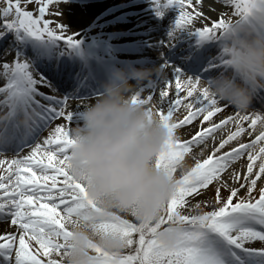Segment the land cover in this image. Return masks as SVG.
Returning <instances> with one entry per match:
<instances>
[{"label": "snow or ice", "instance_id": "obj_1", "mask_svg": "<svg viewBox=\"0 0 264 264\" xmlns=\"http://www.w3.org/2000/svg\"><path fill=\"white\" fill-rule=\"evenodd\" d=\"M54 2L67 3V0H36L40 6L38 16L34 17L31 11L22 8L21 0H15L14 5L9 0L3 16L7 18L14 7L15 19L5 20L0 36L14 32L18 38L27 36L46 45L58 46L57 50L61 41L66 50L78 49L79 39H74L73 35H58L49 27L50 21L44 19L49 5ZM198 2L168 0L167 4H160L153 0L157 16H163L168 8L179 9L170 38H174L177 31H187L197 37V45L206 42L216 45L217 54L204 69L207 75L187 76L165 62L161 67L170 70L174 77V96L167 90L172 87V80H167V88L159 92L158 101L153 94L146 99L141 95L133 98L134 102H144L172 130L175 139L166 157L157 161V167L173 165L179 186L158 224H140L122 217L104 221L101 227L119 234L126 243L127 252L118 258L106 256L101 264H264V116L249 117L237 112L219 122L213 120L229 105L211 97L201 81L210 82L216 71L226 67L223 37L227 20L218 17L211 26L193 32L188 27L193 19H204L203 13L196 12L193 7ZM231 4L236 14L235 0H231ZM186 7L192 11H185ZM58 28L61 33L66 31L63 24ZM21 56L17 53L13 64H3L7 84L0 87L4 95L0 109L6 108L7 112L0 118V149H22L52 121L63 118L74 122V114L80 111L65 112L64 106L70 96L58 98L38 91L37 85L53 92L57 88L45 72L41 71L40 79H35L30 70L32 61L26 58L21 61ZM99 92L92 90L79 98L91 99ZM71 97L77 98V95ZM180 111L185 114L174 120V114ZM194 123L197 130L184 139L180 133ZM229 124L236 126L234 131L228 128ZM225 132L227 135H223ZM218 133L221 135L217 141ZM245 133L251 139L247 143L239 142ZM209 140L213 141L211 151L202 158ZM234 141L235 146H230ZM72 145L70 129L56 125L42 143L32 147L30 155L10 162L0 160V166L7 163V174L0 173V217L10 218L11 224L20 230L18 241L10 233L0 235V264H61L65 241L70 235L66 222L81 210L94 207L86 199L85 186L74 181L66 167ZM196 148L200 151L196 152ZM189 155L194 161L191 165L186 160ZM245 156L246 171L233 169V164ZM214 184L211 211L202 208V204L209 203L207 200L191 203L204 196ZM224 191L227 196L222 195ZM186 207L191 214H184ZM169 224L180 228L175 242L166 245L157 238V232ZM255 242H260V246H255Z\"/></svg>", "mask_w": 264, "mask_h": 264}, {"label": "clouds", "instance_id": "obj_2", "mask_svg": "<svg viewBox=\"0 0 264 264\" xmlns=\"http://www.w3.org/2000/svg\"><path fill=\"white\" fill-rule=\"evenodd\" d=\"M237 13L227 20L223 47L226 67L204 81L209 95L238 112H247L255 94L264 90V0H235ZM158 67L132 63L113 66L100 92L79 111L70 129L73 145L66 167L82 183L91 205L66 222L61 264H101L121 256L124 239L101 224L113 217H132L158 224L178 188L173 165L157 167L175 139L153 110L134 102L163 75ZM264 129V125H262ZM179 225H164L157 238L175 242ZM99 250V253L97 252Z\"/></svg>", "mask_w": 264, "mask_h": 264}, {"label": "rangeland", "instance_id": "obj_3", "mask_svg": "<svg viewBox=\"0 0 264 264\" xmlns=\"http://www.w3.org/2000/svg\"><path fill=\"white\" fill-rule=\"evenodd\" d=\"M86 0H67V3H52L49 5L48 8V12L46 13L44 19L47 21H50V25L49 27L54 29L56 31V33L58 35H73L74 39H79L80 41V45L79 48L76 50H71L68 49L66 50L63 41L60 42V48L59 50H57L58 46L55 45H46L45 42L42 41H38L35 40L34 38L31 37H23V38H18L17 35L14 32H8L3 36H0V56H2V54L7 51V53H10L9 57L7 59H5L3 61V63H1L0 65V76L3 75V64L7 63L9 65L13 64L16 60V54L19 53L20 55H22L20 57L21 61H23L25 58L27 60L30 61H36L38 62L39 65H42L41 68L40 67V73L41 71L45 72L49 79H51L53 81V83L55 84L54 80L56 79L57 82V86H56V91L53 92L52 89L50 90H45L47 91L46 95H56L58 98H63V96H67V94L70 93H78L83 87L78 86L75 89H71L69 83L67 85V81H69L71 78L72 79H84L86 76V72L84 71V67L83 69L78 68V65H80L81 63L84 64L85 66H88V62L89 59H87V54L91 55V58L94 62L98 63L100 66H102L105 70L108 71V73H110V70L112 69L113 66H117V65H121L123 63L129 62V63H137V62H142L147 60L148 58H153V59H159L160 56H162V54H160L158 52V46L159 45H164V46H170V44H172L171 42H168V40L166 41H161V34L162 32H160V30H157L156 28V24L155 22H150L147 25H140L137 30H136V36H134L131 39H128L126 41H122V42H109V37L115 33H117L118 31L113 29L111 31H108L104 28V20H100V18H96V16L100 17L101 15H96L94 17V15L92 14H87L86 10H85V4H83ZM88 1H94V0H88ZM102 2L105 3H109L110 5H123V1H125L127 3L130 2H138L141 0H101ZM199 1H205V0H199ZM208 1V7L209 8H216V6L218 5L216 0H207ZM222 1V0H220ZM12 4H15V0H11ZM153 0H146V3L144 5V7L146 8L150 3H152ZM158 2L160 4H166L168 2V0H158ZM9 0H0V32L4 31V28L2 27L3 23L5 22V20L7 19L8 21L14 20L15 19V11H14V7L12 9V11L10 12L9 16L7 18H5L3 16V9L5 7L8 6ZM24 4V6L22 5ZM30 4V5H29ZM33 4V5H31ZM36 0H32L31 3H27L26 0L21 1V6L24 10L26 11H31L33 13V16L36 17L38 16V10L35 9V5H36ZM38 6H40L38 4ZM194 9L196 12H200L197 9V3L193 5ZM187 8V7H186ZM39 9V7H38ZM144 10V9H143ZM170 13L167 15L168 20L171 22H174V20H176V18L178 17L177 12L179 11V9H175V8H170L169 9ZM189 11V9H188ZM192 11V9L190 10ZM234 12L235 9H231L228 11V13H226L225 11L219 12L218 13V17H223L225 20H229L234 18ZM57 13H60L59 15H57ZM203 15H205V13H203ZM116 17L112 18L115 19ZM196 22L192 23L191 25H188L189 28L192 29V31L194 32L197 28H202V26L204 25H195ZM63 24L66 26V31L64 33H61L58 25ZM140 22L137 21L134 23L133 28H136L137 25H139ZM212 23H206V27L211 26ZM172 28H169L166 33H170L172 31ZM152 32H157L155 34H152ZM186 33V35L184 37H182V40L188 39L189 36H193L190 35L187 31H184ZM78 34V35H74V34ZM83 43H86L88 46L91 43L93 46H95V51L92 52L91 49L88 53H84L83 54V60L80 58L81 55L78 53L79 49L82 47L81 45ZM138 44L140 45L144 50L141 52H138L136 55L133 56H127V55H120L117 53L119 49H121V47L126 46L128 44ZM28 46H34L37 47V50H30L27 51V47ZM11 50V52H10ZM77 54L76 56H74L76 63H75V69L74 66L71 68V70L68 73V76L66 77H60L57 76L58 74L62 76L64 69H61V72H56L54 70H50L48 69V66L46 63H49L47 61V57H49V53L51 52H55L56 54H62L65 52V54L68 57L70 56V53L74 52ZM132 58V59H131ZM131 59V61H130ZM72 62V61H71ZM81 64V65H82ZM93 74L90 73V76H92ZM68 78V80L66 79ZM202 83V81H201ZM0 87H5V85L0 84ZM51 93H50V92ZM147 93L144 91L143 92V99H145L147 97ZM170 96H174V90L172 91V93L170 94ZM87 101V99H82ZM167 101H165V105H166ZM185 114L183 111L178 112V114H174L173 119L175 120L176 118L182 117V115ZM61 119V118H59ZM51 128L49 129H44L43 131L40 132V139L41 141L39 143H42L44 141V139H46L50 133H51ZM239 142H244L247 143V141H245L244 139H242V137L239 138ZM236 142H232V145L230 146H235ZM31 145V144H30ZM29 146V145H28ZM229 146V147H230ZM225 150H228V147H226ZM211 150H209V148L205 151V155L202 158H206V156L208 155V153ZM186 160L188 162L189 165L193 164L194 161L191 159V156H187ZM10 162V161H7ZM259 163V162H257ZM7 168V163H5L4 165L0 166V173H4L7 174L5 172V169ZM14 171V169H13ZM232 171V170H231ZM236 171L238 172H244L246 171V167L245 166H241L239 167ZM227 178V176H226ZM214 189H215V184L213 186H210L209 189L205 192L204 196H200L197 197L195 199H193L191 201L192 204H195L199 201H204L207 200L209 203L205 206L202 204V208L204 211H211L213 208V204H212V198H213V193H214ZM223 196H227L228 193L226 191H224L222 193ZM184 214H191L188 211V208L186 207L184 210ZM3 218L6 219V225H7V230H14L16 231V235L15 237H17V241H18V237L20 235V230L17 226H13L11 224V220L10 218L6 217V216H2ZM126 219L131 220L132 222H135L134 218L132 217H125ZM5 228H1V230H3ZM13 233V231L11 232ZM8 234V232H7ZM6 234V236H7ZM255 246H260V242H255ZM36 246L34 245L33 242V248H35ZM125 252H127V250H125Z\"/></svg>", "mask_w": 264, "mask_h": 264}, {"label": "bare ground", "instance_id": "obj_4", "mask_svg": "<svg viewBox=\"0 0 264 264\" xmlns=\"http://www.w3.org/2000/svg\"><path fill=\"white\" fill-rule=\"evenodd\" d=\"M23 1V0H21ZM148 1V0H147ZM217 2V6L216 8H209L208 7V1H199L197 3V9L201 12V13H205V15H203L204 19H193V23H195V25H203L202 27H206V23H213L216 22L218 19V13L225 11L226 13H228L229 10L233 9L234 7L231 4V0H216ZM126 2L123 1V5L119 6V5H110L109 3H105L102 2L101 0H94L92 1H88L86 0L83 4H85V10L86 13L92 14L94 15V17L96 15H101L100 17L96 16V18H100V20H104V28L108 31H111L113 29L117 30L118 32L111 35L109 37V42H122V41H126L128 39L133 38L134 36H136V30L138 28H140V25H147L150 22H158L157 28L161 29L160 32H166L169 28H174L175 23L171 22L168 20L167 15L170 13L169 9H166L163 16H157L155 14V10H154V4L153 2L150 3L146 8L144 7V3H146V0H141L138 2H130L125 4ZM168 3V2H167ZM24 6V4H22ZM30 5V4H29ZM33 5V4H31ZM37 5V4H36ZM145 9V10H143ZM189 8H185V11H188ZM190 11V10H189ZM177 14L179 15V11L177 12ZM116 17L115 19L112 20V18ZM178 18V17H177ZM139 21L140 24L137 25L136 28H133V25L135 22ZM175 21V20H174ZM185 35V33L179 32L177 31L176 36L174 38H170L169 34H164L161 36V40H174L176 41V45L172 46L170 49L168 47H161L160 51L163 54V56L159 59L156 60H151L148 62H143L141 64H134L136 66H145V67H158L161 66L162 64H164L165 62L171 66H173V63H176L180 68H184V64L183 62L185 60L189 61L190 64L194 63L195 61H197L200 64H207L208 63V57L206 56H211V58H213L216 54H217V49H216V45L213 42H206V47L204 46H199L197 45V43L195 41H193L192 38H189L187 41H181L178 42V39H181L183 36ZM83 48V52L81 53V55L85 52V51H91L94 52L95 51V46H93L91 43L89 44V46L86 43H83L82 45ZM183 47H185L183 49ZM196 48L202 49L205 52H208L207 55H205V53H203L202 51L196 56V58L194 60H192L191 55L194 53V50ZM30 50H37V47L34 46H28L27 47V51ZM144 49L138 45V44H128L126 46L121 47V49L118 50V54L120 55H127V56H133L136 55L138 52L143 51ZM11 52V50H10ZM10 53H7V51L4 52V54L2 56H0V65L1 63H3V61L5 59H7L10 55ZM47 61L49 63H46L48 66V69L50 70H54L56 72H61V69H64V73H66L69 69L71 65H75L76 60L71 61H67L66 60V54L65 52L62 54H56L55 52H51L49 53V57H47ZM129 62L123 63L121 65H126ZM91 72L94 75V78L90 79H78L77 81L75 79H70L69 82L71 83V86L76 87L79 84H84L85 87L87 88V90L85 91L86 93L92 90H100V85L101 83L107 78L108 76V71L105 70L102 66H100L98 63L94 62L92 59L89 61L88 64ZM175 68V67H174ZM32 72V75L35 79L39 80L40 79V75L37 73V71H39V68L37 66V64L33 65V68L30 69ZM181 71V70H180ZM182 72V71H181ZM64 75V74H62ZM57 76H61V75H57ZM66 77V76H65ZM194 77V76H192ZM167 80H172V87L171 88H167L165 81ZM0 84L5 85L7 84V78L2 75L0 76ZM56 85V84H55ZM38 91L44 92L45 94L47 93V91L45 90H50V88H45L42 87L40 85H37ZM169 91V94L172 93V91L175 88V80L174 77L172 76V73L170 70H164L163 71V75L161 77H158L156 79L155 84H153L152 86L148 87L145 92L149 95V94H153L154 95V99H156L157 101L159 100V92L163 89H166ZM50 92V91H49ZM51 93V92H50ZM77 95V98H72L71 96H75ZM70 94L69 100L67 101V105L64 106V110L67 113L68 111H72L74 109H79L81 110V108L88 103L90 100L89 99L87 101H83L82 99L79 98V96L81 95V93L79 94ZM186 95V93H185ZM141 98H143V93L141 94ZM4 99V95L2 93H0V101H2ZM37 99H40L39 97H37ZM146 99V98H145ZM165 101H167V98L165 99ZM41 103H44L43 100H41ZM253 107V108H252ZM250 109L247 112H239L241 115H248L249 117H255L256 115H261L264 116V90L262 91H258L253 100L252 103L250 105ZM7 109L3 108L0 109V118H2L3 116L6 115ZM238 111L235 110L233 107L229 106L227 107V110L217 114L215 117H213V120L216 122H219L221 119L226 118L229 115H235ZM78 114L79 112H77L76 114H74V122H68L66 120H64L63 118L61 119H57L52 121V128L50 129L51 132L53 131L54 127L56 125H64L66 126L68 129H71L74 124L75 121L78 118ZM246 128L248 126V122H245L244 125ZM235 125L234 124H229L228 128L231 130H235ZM257 132L259 131L260 128V124L258 122L257 124ZM197 130V124L194 123L192 126L187 127L183 132L180 133V135L184 138L187 139V136L189 133L195 132ZM221 134H217V141L219 140ZM223 135H227V132L223 133ZM242 139H244L245 141L249 142V140L251 139V137H249L247 135V133L243 134ZM39 143V142H37ZM213 145V141L209 140L208 142V148L209 150H211ZM32 151V147L31 148H24V149H20V148H15V147H11V148H7V149H0V160H4V161H11L13 159H17V158H22L24 156H28L30 155ZM196 152H199L200 149L196 148L195 149ZM205 155V153H204ZM247 165V159L246 156L242 157L239 161L235 162L232 166L233 169L237 170L239 167L241 166H245ZM232 169H230L229 171H231ZM6 219L3 217H0V235H5L10 233L13 236L16 235V231L14 230H7V225H6ZM1 228H5L3 230H1ZM13 231V233H11Z\"/></svg>", "mask_w": 264, "mask_h": 264}]
</instances>
